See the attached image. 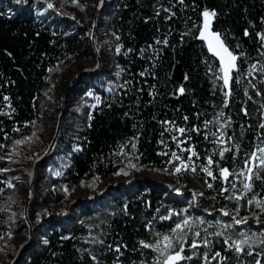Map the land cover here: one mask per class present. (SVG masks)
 <instances>
[{
	"label": "trees",
	"instance_id": "1",
	"mask_svg": "<svg viewBox=\"0 0 264 264\" xmlns=\"http://www.w3.org/2000/svg\"><path fill=\"white\" fill-rule=\"evenodd\" d=\"M99 1L0 0V264H11L29 240L21 190L28 193L32 167L49 147L48 131L56 129L62 110L57 86L73 65L94 60L83 8ZM206 9L216 13L208 18L212 31L239 57L228 97L217 78L219 65L199 39ZM261 36L264 0L108 4L95 34L103 69L82 75L66 93L60 135L28 208L35 237L16 264H163L179 248L191 259L178 264H264L258 240L252 255L247 246L238 254L231 241L224 243L240 232L253 240L264 232L258 206L264 179L244 190L243 176L224 180L220 172L240 173L249 154L264 146V72L248 74L251 65L264 66ZM224 148L230 151L221 157ZM142 172L172 185L133 179L93 197L99 183ZM193 183L201 186L200 195L187 191ZM67 189L86 190L91 199L69 204ZM164 236L173 244L164 255L142 247L143 241L163 249Z\"/></svg>",
	"mask_w": 264,
	"mask_h": 264
},
{
	"label": "snow or ice",
	"instance_id": "2",
	"mask_svg": "<svg viewBox=\"0 0 264 264\" xmlns=\"http://www.w3.org/2000/svg\"><path fill=\"white\" fill-rule=\"evenodd\" d=\"M17 2H19V0H17ZM71 2L73 4H78V0H71ZM180 2L183 3V0H180ZM101 3H103V0H101ZM48 7L52 8L53 5L49 4ZM202 15L205 18V23H204L203 27L200 29L199 39L207 40L209 51H211L213 53V55H215L219 58L220 63H221V68L223 71V76H218L217 78L222 79L224 88L229 89V91L224 92L225 97H228L231 94V92H230V79H231L230 73L234 69L238 68L236 61L238 60L239 57H238V55H236L232 51H230L229 48L224 44V42L221 40L220 33L212 32L209 30L208 18L209 17H215V15H216L215 11H209L206 9L203 11ZM245 34L247 35V32ZM261 40H262V42H264V36H261ZM157 43H161V41H157ZM163 43L167 44V41H163ZM261 46L264 47V43H262ZM117 51H119V49H117ZM262 55H264V53H262ZM256 71L264 72V66L257 69V66L255 64H253L250 66L248 74L251 75L253 72H256ZM179 91L181 93H183L184 88L181 87L179 89ZM89 95H91V94H89ZM257 95H260V93L257 92ZM4 99L7 100L8 97H5ZM225 106H227V101H225ZM245 115H247L246 110H245ZM260 127L264 128V123L260 124ZM178 131L180 133H184L185 129L180 128V129H178ZM213 135H215V133ZM17 143H20V141H17ZM180 143H183V141H181ZM262 143H264V142H262ZM177 146L179 147V144ZM133 147H135V145H133ZM185 150L190 151V152L192 151L190 148L185 149ZM228 151H230L229 148L222 149L220 151V156L223 157L224 153L228 152ZM257 152L260 155H257ZM164 154L166 155V153H164ZM193 155H195V153H193ZM172 156L174 159H177V160L180 159V157H178L176 155V153H172ZM188 160L189 161L191 160V156L188 157ZM181 163L184 165V167H187V164H184L183 161H181ZM208 163H209V165H211L213 163L211 158L208 159ZM180 170H181L180 167L175 168L176 172H179ZM203 170L205 172H207V174L209 176H212V172L209 171L207 168H204ZM258 170L264 171V146H257L256 151L249 154L248 158L244 162V170L241 171L240 173L237 174L234 172H229V169H227V168H222L220 170V172H221V176L223 177L224 180H227L229 175L243 176L245 178L244 181H241V183L243 185V189L244 190H251V188H252L251 181L253 179H264V177H261L259 175ZM192 171H195L194 167L192 168ZM57 174H59V173H57ZM213 178H215V177H213ZM245 181H247V182H245ZM8 187H13V185L9 184ZM209 187H211V185H209ZM232 187L233 188L236 187L235 183L232 184ZM223 191H228V189L225 188V189H223ZM241 198L242 197L239 195L235 196L236 200H240ZM249 203H251V201H249ZM258 206L262 207V210H264V202L258 203ZM227 214L228 213H226V212L224 213V215H227ZM233 220L237 224L245 222L244 220H236L235 217H233ZM183 224L187 225L188 220L185 219L183 221ZM176 229L182 230L181 224H177ZM176 229H173V232H175ZM195 235L199 236L200 233L196 232ZM216 235L219 236V235H221V233H216ZM238 237H239L238 239L233 240L231 238V236H229L224 241L225 244H229V241H231V244L229 245V247L234 248V250L238 254L244 252V247H242V246H247V248L249 249L247 254L252 255L253 253H252L251 249L253 247V244L256 243L257 240L259 241V243L264 244V232L260 233L259 236L256 238V240H253L252 237H247L244 232L238 233ZM0 239H3V237H0ZM163 239H164V241H167V243L164 244L163 249H161L158 244L157 245H149L147 243H144L143 241L141 242V244H142V247H144V248H150L151 247V248H153V250L160 252L161 255H164V253L166 251H168L169 249H173V244H172V242L168 236H164ZM45 243H47V241H45ZM205 245H207V241H205ZM192 247L193 248L198 247V245L195 241H193ZM116 251L119 252L120 249L117 248ZM181 252H183V248L175 249L174 252H168V254L165 256L163 264H178V262L183 260V259H191V257L181 256ZM257 255H259V254H257ZM218 256H220L219 252L215 253L214 256L212 257V259H215ZM204 259L208 260V256L205 255ZM156 264H161L160 260H157ZM255 264H260V261L256 260Z\"/></svg>",
	"mask_w": 264,
	"mask_h": 264
},
{
	"label": "water",
	"instance_id": "3",
	"mask_svg": "<svg viewBox=\"0 0 264 264\" xmlns=\"http://www.w3.org/2000/svg\"><path fill=\"white\" fill-rule=\"evenodd\" d=\"M113 1L114 0H103V3H101V0H100L95 6L94 13H93V18H92V23H91V29H90V44H91V47L93 49V54H94V58H95V61H96L97 65L92 70L81 71V72L77 73L75 75V77L70 80V83L65 88V90L63 91L62 96H61L62 110H61V113H60L59 117L57 118L56 129L54 130V133H53V135L51 137V141L49 143V147L46 150V152L35 161V163H34V165L32 167L31 177H30V184H29V188H28V195H27V199H26V202H25L24 214H23V219L26 222L27 228H28V231H29V240H28L27 243L23 244L20 247L15 259L11 262V264H16L20 260L22 255L28 250V247L30 246L31 242L33 241V239L35 237L34 228H33L32 224H31V221H30V219L28 217V208H29L30 202L32 200L34 187L37 185V183L40 180L41 169L44 166L45 161L49 157H51V155L53 154L57 139H58V137L60 135V131H61L62 123H63V118H64V105H65L66 93L72 86L75 85V83L80 79V77L82 75H94V74H97V73L101 72L102 69H103L104 62H103V58L101 57V55L99 54V52L97 50L96 44H95V34H96V29H97V21H98V18H99V15H100L101 11L108 4L112 3ZM204 23H205V20L203 22V25H204ZM209 30L212 31L210 26H209ZM212 32H214V31H212ZM200 40L202 42H204L209 54L217 61L218 65H219V68H220V71H221V75L223 76V71H222V68H221V63H220L219 58L217 56L213 55V53L211 51H209L207 40H202V39H200ZM232 72L230 73V76H231ZM225 90L229 91V89H226V88H225ZM0 260H1V258H0Z\"/></svg>",
	"mask_w": 264,
	"mask_h": 264
},
{
	"label": "rangeland",
	"instance_id": "4",
	"mask_svg": "<svg viewBox=\"0 0 264 264\" xmlns=\"http://www.w3.org/2000/svg\"><path fill=\"white\" fill-rule=\"evenodd\" d=\"M27 1H30V0H27ZM96 4L97 3H95V5L93 6L92 9H89L87 7L83 8L85 11H87L89 13V18H90L89 20L90 21L85 24L86 29H88L89 31L91 29L93 13H94V9H95ZM96 65H97V63L95 61V58H94V60H90V61H79L78 64L73 65L69 69L68 75L64 78L63 82H61L57 86L56 91L58 92L59 97L61 98L62 93L65 90V88L68 86V84L70 83V80L72 78H74V76L77 73H79L81 71L92 70L96 67ZM55 121H57V119ZM47 122L53 123L54 121L47 119ZM53 133L54 132L52 130L48 131V135L51 137H52ZM133 179L146 180V181H159V182L165 183L167 186L172 185V180H166L163 176H160V175L155 174V173L142 172L139 174H133L131 176L118 175L114 178H111V179L104 181L103 183H99L97 185L96 192L94 193L93 197L98 196V195H102V193H104V190H106L108 187H116L122 183H126L130 180H133ZM26 189L27 188H22L21 194L23 196L25 195V197L27 199L28 193H27ZM187 191L190 192L194 196L200 195L201 186L198 183H193L187 188ZM67 193L70 196L69 204H71L76 199H91V195H89L86 190L72 192L70 189H67ZM178 193H182V191H178ZM197 209H199V210L205 209V210L209 211L207 208H205L202 205L197 206Z\"/></svg>",
	"mask_w": 264,
	"mask_h": 264
},
{
	"label": "bare ground",
	"instance_id": "5",
	"mask_svg": "<svg viewBox=\"0 0 264 264\" xmlns=\"http://www.w3.org/2000/svg\"><path fill=\"white\" fill-rule=\"evenodd\" d=\"M54 132V131H53Z\"/></svg>",
	"mask_w": 264,
	"mask_h": 264
}]
</instances>
